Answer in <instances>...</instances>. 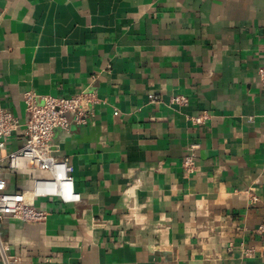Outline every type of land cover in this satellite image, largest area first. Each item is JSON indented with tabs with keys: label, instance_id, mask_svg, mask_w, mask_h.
<instances>
[{
	"label": "crops",
	"instance_id": "obj_1",
	"mask_svg": "<svg viewBox=\"0 0 264 264\" xmlns=\"http://www.w3.org/2000/svg\"><path fill=\"white\" fill-rule=\"evenodd\" d=\"M263 59L264 0H0V109L23 122L28 91L100 100L51 140L79 203L33 198L37 174L8 175L48 213L4 220L9 252L19 264H264Z\"/></svg>",
	"mask_w": 264,
	"mask_h": 264
},
{
	"label": "built area",
	"instance_id": "obj_2",
	"mask_svg": "<svg viewBox=\"0 0 264 264\" xmlns=\"http://www.w3.org/2000/svg\"><path fill=\"white\" fill-rule=\"evenodd\" d=\"M257 79L264 88V59L257 70ZM150 99H155L150 96ZM172 103L182 104L185 98L173 96ZM25 120L20 122L11 112L0 109V149L8 141L21 134V146L0 156V224L6 219L25 223L46 221L48 213L36 208L24 194L9 189L8 175L14 172L37 174L30 179L33 198H55L63 204L79 203L80 194L75 191L72 167L67 158H58L51 150V140L55 130L66 131L69 119L77 125H86L94 117V109L100 104L95 91L82 90L70 97L37 96L33 91L23 95ZM115 116L117 111L113 113ZM198 123L199 118L193 119ZM20 136V135H19ZM196 145L190 146L189 153L182 161V167L192 172L195 167L194 151ZM45 173V177L39 176ZM264 233V222L256 229ZM0 264H19V258L9 252V248L0 237Z\"/></svg>",
	"mask_w": 264,
	"mask_h": 264
}]
</instances>
